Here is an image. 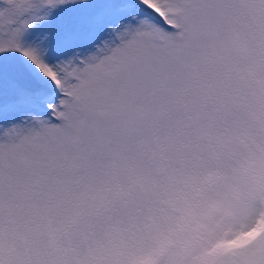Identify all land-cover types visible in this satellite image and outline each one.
Masks as SVG:
<instances>
[{
    "label": "snow or ice",
    "instance_id": "6c2138e0",
    "mask_svg": "<svg viewBox=\"0 0 264 264\" xmlns=\"http://www.w3.org/2000/svg\"><path fill=\"white\" fill-rule=\"evenodd\" d=\"M0 264H264V0H0Z\"/></svg>",
    "mask_w": 264,
    "mask_h": 264
}]
</instances>
